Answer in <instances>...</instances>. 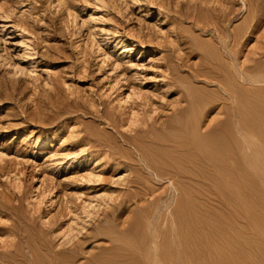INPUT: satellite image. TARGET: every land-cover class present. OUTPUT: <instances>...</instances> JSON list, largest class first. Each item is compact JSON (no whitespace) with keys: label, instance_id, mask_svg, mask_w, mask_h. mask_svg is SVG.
Segmentation results:
<instances>
[{"label":"rangeland","instance_id":"obj_1","mask_svg":"<svg viewBox=\"0 0 264 264\" xmlns=\"http://www.w3.org/2000/svg\"><path fill=\"white\" fill-rule=\"evenodd\" d=\"M221 51L233 70L264 69V0H0V264H32L33 248L75 264H150L144 243L124 245L142 208L157 218L168 204L170 264H264V172L246 166L229 119L241 116L214 92L202 130L234 139L233 167L185 165L178 191L154 178L148 204L138 200V144L186 156L170 126L191 93L209 91ZM253 87L254 154L264 82Z\"/></svg>","mask_w":264,"mask_h":264},{"label":"bare ground","instance_id":"obj_2","mask_svg":"<svg viewBox=\"0 0 264 264\" xmlns=\"http://www.w3.org/2000/svg\"><path fill=\"white\" fill-rule=\"evenodd\" d=\"M249 26L248 24V27ZM233 37H235L234 41L236 44L242 36L236 34ZM208 51L214 52L213 50ZM213 59L216 62H220V64L218 66L212 64L211 68L216 70V76L205 78L204 87L208 88L209 91H207L206 95L201 99H197L194 94L191 93L189 96V103L187 104L188 107L177 114L176 122L170 126V130L181 131L183 135L175 140H171L170 146L177 153L186 152V156L180 158L176 154H173L171 157L170 154L168 160L165 158L162 159L150 147H146L143 143L138 144L137 151H139L140 161H142V164L144 163L143 165L147 171L146 174L142 173V177H140L142 179L141 182L144 184H142L141 187L143 192L140 193L139 196L137 194L139 202H147L148 204L145 196L154 178L165 179L169 177L172 189L178 191L180 183H183L186 179L185 175L182 173L185 165H190L196 173L200 172V170L205 167L206 163H213L215 166L219 167L230 165L231 167H227V169L233 167V162H235L234 153L237 145L234 139L228 140L224 136L207 139L209 134L204 133L202 130V118L211 103L208 94L213 92L220 96V99L229 101L231 107H235L241 116L239 122L232 116H229V119H231L230 126L232 129L237 130V128L240 127L239 129L242 131V151L246 166L250 169L255 168L259 172H264V152L256 151V153L253 154V143L250 140L253 120L251 119L252 114L249 113L251 110L250 103L245 97V93L255 89L253 83L264 82V69L260 68L255 72H252V70L247 72L233 70V61L231 62V58L226 56L222 51L219 55L214 56ZM214 85V90L209 88V86ZM141 182L139 183L141 184ZM178 198L179 194L175 198L176 203ZM138 200H135V203H138ZM158 209L155 206L141 209L142 217H140V221L136 226L137 228H135V231L131 234L132 240L134 239L135 243H130V241L128 243L125 242L124 246L125 249L127 247L130 251H138L140 250V246L144 243L143 247L146 248V256L150 264H170V218L172 216V210H170V204H168L162 212H159L158 217L154 218ZM122 225H124V223H122ZM141 229L142 231L144 230L143 233ZM126 233H129V231L122 229V227L115 226L111 228L109 234L120 237L122 234L124 235ZM119 248L124 249L122 246ZM38 249H40V247H38ZM32 251V264H75L71 255L66 256L61 252H55L53 255L43 253L44 255L41 257L38 255L41 251L38 250L39 253H36L34 248ZM44 257H47V259ZM108 264H117V261H112Z\"/></svg>","mask_w":264,"mask_h":264}]
</instances>
